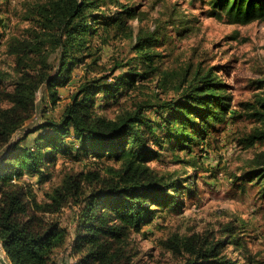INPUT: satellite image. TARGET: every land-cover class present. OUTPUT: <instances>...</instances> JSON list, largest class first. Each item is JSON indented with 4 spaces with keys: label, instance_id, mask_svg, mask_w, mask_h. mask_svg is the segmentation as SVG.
I'll return each instance as SVG.
<instances>
[{
    "label": "trees",
    "instance_id": "obj_1",
    "mask_svg": "<svg viewBox=\"0 0 264 264\" xmlns=\"http://www.w3.org/2000/svg\"><path fill=\"white\" fill-rule=\"evenodd\" d=\"M100 0H49L40 6L42 27L50 30L40 38L39 51L47 41L56 64L42 56V66L34 74L24 73L13 79L9 90L0 91V245L9 264H52L53 254L67 246L69 232L56 215L69 201L76 204V224L69 254L77 256V264H131L126 253L131 231H139L142 223L151 219L155 208L165 204L179 205L177 181L159 174L150 165V159L160 155L154 147L190 149L191 141L207 131L209 125L222 121L230 112V98L224 83L211 69L194 70L189 78H182L183 87L178 100H162L157 109L166 110L161 122L153 123L145 116L140 104L115 118H107L94 110L96 94L104 97L122 95L134 87L137 80L146 79L158 68L155 51L163 43L158 30L137 33L134 56L115 69L128 67L114 77L102 73L89 75L86 64L83 75L57 120L46 118L37 127L25 130L20 137L13 136L35 111L37 90L44 86L54 108L60 96L57 86H65L74 68L86 57L93 55L91 39L98 27L105 30L128 28V20L136 15L132 5L113 0L118 8L107 14L99 10ZM211 14L229 23L245 24L264 21V0H208ZM179 34L188 30L185 21L179 23ZM34 45V44H33ZM15 49H13V52ZM94 61V59L92 60ZM131 63H136L132 66ZM6 79H9L7 77ZM181 85V82L178 84ZM258 103V104H257ZM258 126L240 140L243 147L264 141V98L246 104ZM153 124L163 131L156 135ZM44 129L40 132V129ZM32 146L23 144L34 134ZM73 136L78 148L97 161L112 160L117 167L106 166L67 175L46 192L47 199L38 201L25 172L43 176V168L54 163L56 152L68 153L66 139ZM252 167L246 177L256 181L264 192V150L251 160ZM196 167L195 162H190ZM183 187V186H182ZM225 235L216 240L204 239L186 247L182 264H238L224 252L233 236L222 228ZM225 237L227 240H225ZM234 241V239H233ZM176 251L180 246H171ZM246 264H264L251 257Z\"/></svg>",
    "mask_w": 264,
    "mask_h": 264
},
{
    "label": "rangeland",
    "instance_id": "obj_2",
    "mask_svg": "<svg viewBox=\"0 0 264 264\" xmlns=\"http://www.w3.org/2000/svg\"><path fill=\"white\" fill-rule=\"evenodd\" d=\"M49 0H0V91L9 90L13 79L25 72L34 74L42 66V56L56 64L50 42L38 52L29 51L39 46V39L47 37L49 29L42 27L40 6ZM136 9L135 17L128 20V28L119 30L98 27V34L91 39L93 55L86 57L73 70L65 86H57L60 99L53 108L44 86L36 92V108L30 119L13 136L17 139L28 129L37 127L46 118L57 120L69 100L70 94L90 64L89 75L108 74L110 82L126 72L128 67L111 69L116 63L124 64L134 56L137 33L158 30L163 43L155 47L159 53L158 70L146 79L137 80L134 87L122 95L104 97L96 94L94 110L107 118L132 111L140 104L145 116L153 123L161 122L159 110L152 105L162 100L175 101L182 97V78H189L198 69H211L212 74L224 83L231 109L228 115L191 141L190 149L175 146L154 147L160 155L150 159V165L159 174L177 181L179 205L165 204L155 211L139 231H131L126 253L131 264H182L188 252L186 247L204 239L216 240L225 233L232 234L231 243L224 252L238 264H246L251 257L264 262V192L256 179L246 174L253 169L251 160L264 150V141L243 147L240 140L258 126L246 104L256 105L264 98V21L254 20L245 24L229 23L211 14L208 0H118ZM99 10L109 14L118 6L113 0H100ZM188 30L179 34L181 21ZM34 44V45H33ZM13 49L15 51L13 52ZM42 55V56H41ZM94 59V61H92ZM135 66L136 63H131ZM9 77V79H6ZM13 78V79H12ZM181 82V85H178ZM258 104V103H257ZM44 129H40L42 132ZM156 135L163 131L153 124ZM35 133L22 141L32 146ZM68 153L56 152L54 163L43 168V176L25 172L23 177L32 185L38 201L47 199L50 192L67 175L86 172L88 169L114 166L118 163L104 159L97 161L78 148L73 136L66 139ZM2 152L0 151V158ZM190 162H195L192 167ZM183 186V187H182ZM76 204L69 201L56 215L69 232L67 246L52 256V264H77V256L69 254L76 224ZM225 237V240H227ZM180 246L176 251L171 246ZM8 264L0 246V264Z\"/></svg>",
    "mask_w": 264,
    "mask_h": 264
},
{
    "label": "water",
    "instance_id": "obj_3",
    "mask_svg": "<svg viewBox=\"0 0 264 264\" xmlns=\"http://www.w3.org/2000/svg\"><path fill=\"white\" fill-rule=\"evenodd\" d=\"M2 260V259H1ZM2 264H7L6 262H5V260H2Z\"/></svg>",
    "mask_w": 264,
    "mask_h": 264
},
{
    "label": "crops",
    "instance_id": "obj_4",
    "mask_svg": "<svg viewBox=\"0 0 264 264\" xmlns=\"http://www.w3.org/2000/svg\"><path fill=\"white\" fill-rule=\"evenodd\" d=\"M1 246V245H0ZM2 249V248H1ZM9 264V263H8Z\"/></svg>",
    "mask_w": 264,
    "mask_h": 264
}]
</instances>
